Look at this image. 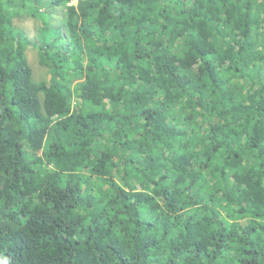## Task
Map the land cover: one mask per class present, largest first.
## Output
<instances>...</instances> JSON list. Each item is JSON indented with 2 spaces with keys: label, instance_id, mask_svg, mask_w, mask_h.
<instances>
[{
  "label": "trees",
  "instance_id": "obj_1",
  "mask_svg": "<svg viewBox=\"0 0 264 264\" xmlns=\"http://www.w3.org/2000/svg\"><path fill=\"white\" fill-rule=\"evenodd\" d=\"M0 264H264V0H0Z\"/></svg>",
  "mask_w": 264,
  "mask_h": 264
},
{
  "label": "rangeland",
  "instance_id": "obj_2",
  "mask_svg": "<svg viewBox=\"0 0 264 264\" xmlns=\"http://www.w3.org/2000/svg\"><path fill=\"white\" fill-rule=\"evenodd\" d=\"M16 25L18 26L19 32L28 37L31 41L38 39L41 35V31L43 30L41 22L28 15L21 17L20 20H17ZM27 51L29 61L34 70V77L38 80L48 79L50 77L49 69L47 66H43L41 64L37 46L31 43Z\"/></svg>",
  "mask_w": 264,
  "mask_h": 264
},
{
  "label": "clouds",
  "instance_id": "obj_3",
  "mask_svg": "<svg viewBox=\"0 0 264 264\" xmlns=\"http://www.w3.org/2000/svg\"><path fill=\"white\" fill-rule=\"evenodd\" d=\"M32 65V64H31Z\"/></svg>",
  "mask_w": 264,
  "mask_h": 264
}]
</instances>
